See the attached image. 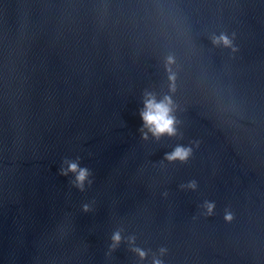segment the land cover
Masks as SVG:
<instances>
[{
  "label": "water",
  "instance_id": "95a60500",
  "mask_svg": "<svg viewBox=\"0 0 264 264\" xmlns=\"http://www.w3.org/2000/svg\"><path fill=\"white\" fill-rule=\"evenodd\" d=\"M155 260L264 264V0H0V264Z\"/></svg>",
  "mask_w": 264,
  "mask_h": 264
},
{
  "label": "clouds",
  "instance_id": "9594fccd",
  "mask_svg": "<svg viewBox=\"0 0 264 264\" xmlns=\"http://www.w3.org/2000/svg\"><path fill=\"white\" fill-rule=\"evenodd\" d=\"M214 44H223L225 47L231 46V41L224 35H221L218 39L213 40ZM169 63H172L169 60ZM174 77H170V80ZM141 119L143 121L144 128L147 129L156 139L167 135L175 136L176 135V119L173 115V104L170 97L165 96L161 101L157 102L156 98L152 94H146V99L144 101V109L140 113ZM144 139H147V135H144ZM191 155V148L177 147L171 154H167L165 159L168 161H181L185 162ZM69 173L75 175V186L83 191L84 182L89 176V171L86 168H80L77 163H69L68 168L65 171L61 169V175L67 176ZM191 189H195V182L189 183L187 186ZM209 214H211L213 205H206ZM84 211H88L87 206H85ZM227 220H231V216H226ZM114 245L120 243V235L116 233L113 235ZM138 255L143 259L145 253L136 249ZM163 252V250H162ZM154 264H160V261L155 260Z\"/></svg>",
  "mask_w": 264,
  "mask_h": 264
}]
</instances>
